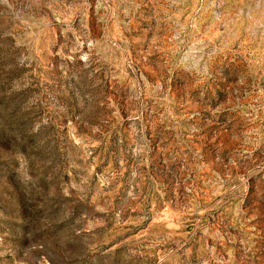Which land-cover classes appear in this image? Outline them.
<instances>
[{"label":"rangeland","instance_id":"rangeland-1","mask_svg":"<svg viewBox=\"0 0 264 264\" xmlns=\"http://www.w3.org/2000/svg\"><path fill=\"white\" fill-rule=\"evenodd\" d=\"M0 264H264V0H0Z\"/></svg>","mask_w":264,"mask_h":264}]
</instances>
